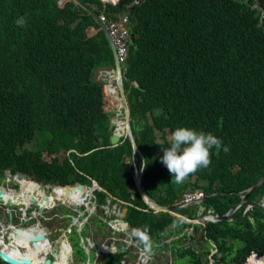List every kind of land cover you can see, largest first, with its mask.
Here are the masks:
<instances>
[{"label": "trees", "instance_id": "trees-1", "mask_svg": "<svg viewBox=\"0 0 264 264\" xmlns=\"http://www.w3.org/2000/svg\"><path fill=\"white\" fill-rule=\"evenodd\" d=\"M84 1L106 21L126 13L135 36L124 88L136 145L149 161L142 174L146 192L168 205L192 189L208 194L219 183L229 190L257 181L264 173V0ZM58 2L0 0V179L6 169L25 173L28 178L15 177L23 189L19 200H30L27 196L38 187V204L43 190L35 181L88 186L94 179L106 190L94 191L97 210L103 211L110 196L121 201L131 229L148 225L152 240L174 223L184 226L175 216L154 213L139 196L133 165L140 170L142 158L133 154L127 137L110 144L113 115L105 110L102 82L93 78L98 65L113 63L109 45L84 9L71 0L63 7ZM20 17L24 26L16 24ZM122 127L118 122L116 132ZM177 127L212 133L222 141L219 149H211L209 167L182 184L161 162ZM234 165L240 169L232 172ZM57 188L66 197L77 192ZM83 200L80 196L75 204ZM210 201L218 212L229 208L216 204L219 196ZM90 221L98 219L92 215ZM73 248L84 260L77 237ZM178 253L186 257L189 249ZM66 256L61 248L56 264ZM117 259L110 255L107 264ZM0 264L8 263L0 259Z\"/></svg>", "mask_w": 264, "mask_h": 264}, {"label": "clouds", "instance_id": "clouds-1", "mask_svg": "<svg viewBox=\"0 0 264 264\" xmlns=\"http://www.w3.org/2000/svg\"><path fill=\"white\" fill-rule=\"evenodd\" d=\"M107 3H109V2H107ZM107 3H103V4L106 5ZM123 14H126V13H123ZM100 15L104 16L103 14H100ZM119 15H122V14H119ZM119 15H118V17H119ZM107 22H109V21H107ZM107 22L105 21L106 25H107ZM25 23L26 22H25V19L23 17H20L16 20V24L18 26H24ZM128 26H129V24H128ZM129 30H130V27H129ZM131 35L132 34L130 32V37L127 39L128 53H129V42H131ZM115 47H116V45H115ZM116 50H117V47H116ZM117 55H118V52H117ZM127 56H128V54H127ZM118 58H119V55H118ZM126 59H127V57H126ZM126 59L124 61H121L119 59V62L122 66V69L124 68L125 72H126V69H125ZM102 65H108V64H102ZM110 73H111L110 71H102L96 80L102 82V85H103V83H106V81H109L110 84H113V77L114 76L112 75V77H110ZM126 79H127V76H126ZM134 85H136L135 81H134ZM111 87L112 86L110 85V88ZM115 98H116V93H115V90H113L111 92V100H110L111 107H109L108 109H111L113 106H115L117 108V111L115 112V116H113L114 118L112 117L111 120H115L116 123L118 124V122L122 123V114H121V110L118 109L119 105H118L117 101L115 100ZM112 103H114V105H112ZM131 120H132V118H131ZM121 138H123V136ZM169 144H170L169 147L162 149L163 156L161 157V162L167 167L168 171L171 173L172 180L174 179V182L176 184H182L189 178V176L191 174L196 173L199 169L209 167V165L211 163V159H210L211 149L213 147L219 149L222 145V141L219 138H217L216 136H214L212 133H205L204 131H198L195 128H190V127H177L171 134V139L169 141ZM223 150L225 152H227L229 149L227 147H224ZM148 163H149V161L147 159H145L141 164L140 171H144V168L147 167ZM134 166H136V164H134L133 167ZM136 169H137V166H136ZM134 171H135V167H134ZM134 171H133V176H134ZM137 172H139L138 169H137ZM9 173H10V171H9ZM19 173H21V172H19ZM16 174L17 173L11 174L6 179L4 178V175H3V177L0 179V181L2 179L5 180V182L0 183V185L6 190V193H9L11 191L12 192L17 191L16 187H15V190L13 189V186H15L14 184H13V186L10 185L13 178L16 177L15 176ZM17 178H19V177H17ZM26 178H28V177H26ZM30 180H32V179H30ZM32 181H34V180H32ZM35 182L38 183L40 188H42V190H43L42 197L44 195L51 197V195L49 194L50 190H53V188H55L57 186H60V187L65 186V185H50V184L40 183L37 181H35ZM94 183L95 182H93V180H92L91 185L87 186L84 184V186L87 188H89V187L94 188L95 184H96V183L95 184ZM74 184H77V183H74ZM74 184H67V185H74ZM42 186L51 187V189L49 190V192H47L46 188H43ZM95 190H97V189H95ZM95 190L94 189L92 190L91 195H89V196L86 195V197H91L90 201L87 202L85 200L86 203L82 204V205L86 206L87 209H89L92 201L95 202V205H93V208L96 207V201L94 200V198H95L94 191ZM188 192H191V193L192 192H202L201 197L195 198L198 200L201 199L204 196V194H206L200 189H195L194 191H185L183 193L182 197L178 201H176V202L183 204V206H184L182 208L183 210L188 209L190 207H193V206L185 207L187 202L182 200V199H184L183 198L184 194H186ZM86 197L82 196V198H84V199ZM51 199H52V197H51ZM112 199L113 198L110 196V198H108L106 200V204L102 206V209L106 215L103 219H101V215H100V213H102L103 211H98L95 213H93V211H90L89 218L87 219V222L84 225L85 227L87 225V228L85 230V234H83V231H82L83 226L80 225L79 217H74V219H75V223L73 224L74 225V232L72 230V226H67V227L64 226L61 228V229L65 228L68 232H71L74 235V238L77 237L79 239L80 246L83 247V249L86 248L87 253H85V255L88 254L87 259L82 260V257H81L80 260H78L77 256H79V254L75 251L72 244H70V242L68 241V238H65V237H61L60 244H59V250L54 249L52 247L51 243H49L50 247L56 252V254H58L60 252L63 245L66 243V244H68V246L70 248L69 257L74 252L75 258L79 262L78 264H90L91 260H93L94 264H107L109 256L115 255V254L118 255V259L114 261L116 264H130V263H132V261L136 257H137L136 264H139L141 261H142V264H181L182 260L185 261L186 264H187V262H189V258H187V256L181 257L178 252H175V249L178 250V249H180L179 246H181V245H178L176 243H179L180 238L182 236H184L186 233L185 230L181 231V229L188 226V225L199 224L198 221H192L191 220L188 223H186L185 219L177 217V218L182 220V222L185 224L184 226L179 224V223H174L171 227L166 228L164 231L156 234L155 238L152 240L150 235H149L150 228L148 225H144L142 227H137V228L131 229V227L129 226V223H128V226H125L122 224L121 221H127L125 218L126 214L123 217V208L126 206H123L122 205L123 203L121 201H112ZM195 199L188 201V202H192ZM56 200L57 199L53 200V203H54L53 206H49L48 202H46L47 206L43 209V212L54 207ZM60 202L64 204V202H62V201H60ZM80 205H78V206H80ZM124 205H126V204H124ZM96 210H97V208H96ZM0 211H3L4 216H5V219H3L1 214H0V240L4 241V243L6 245L10 246L11 248H14L13 246L10 245L11 240L7 239V235L11 234V235L15 236L13 228H15L19 224H21V217L23 219L24 216L21 214V210L18 207L12 206L11 207V213H12V220L14 222H13V224H11V223H8L7 208L5 206H3L1 202H0ZM72 211L76 213L77 211H79V207H77V208L74 207L72 209ZM202 211H203V204H202V209H200V216L203 217V219H202V224H203L204 218H206V215L202 214ZM43 212L40 213L39 209L35 208L34 213L30 215L31 220H30L28 228L21 231V233L26 235L27 233L30 234L31 231H33V228H35V229L36 228L37 229L38 228H44V227H41V223H40V219L42 218ZM197 212H198V208H197L196 213ZM57 215L58 214L56 213L55 216H57ZM92 215H95L97 217L98 221L94 222V223H96L95 225L89 226L88 224L91 222L90 219L92 218ZM183 215H185V214H183ZM36 216H37V218L35 219ZM172 216H174V215H172ZM186 217H188V216H186ZM67 219H70V217L65 218V220H67ZM77 220H78V222H76ZM202 224H199V225H202ZM179 226H180V228H178ZM46 232H50V230L49 229L46 230L45 234H46ZM173 232H174V234L172 235L173 239H171L174 241V244L173 245L171 244L173 246V248L168 253L162 254L161 248L166 247L167 242L165 240ZM96 234L97 235L99 234L98 239H96L94 237V235H96ZM46 238H47V234H46ZM161 240H162V243H161ZM122 246L124 247V250L121 249ZM131 247L136 248V256L134 259L126 260L125 257L127 256V250L129 249V251H131V249H130ZM21 248H23L24 250H22ZM103 248L112 249V250H109V252L107 254V258H105V256H104ZM18 249L22 250V253L26 252V249L24 247L20 246ZM185 249H188V248H185ZM180 250H182V249H180ZM175 255H177L179 257L178 262H175L172 259V257ZM214 256H216V254ZM224 257H225V255L222 256V258H224ZM68 259H67V264H68ZM218 259L220 261L219 255L217 256V260Z\"/></svg>", "mask_w": 264, "mask_h": 264}, {"label": "water", "instance_id": "water-1", "mask_svg": "<svg viewBox=\"0 0 264 264\" xmlns=\"http://www.w3.org/2000/svg\"><path fill=\"white\" fill-rule=\"evenodd\" d=\"M73 1L75 4H77L78 6H80L82 9H84L92 18L93 20L96 22V24L98 25L99 29L102 31V33L104 34V37L109 45V48L111 50L112 53V57H113V64H108V65H99L96 67V70L94 72L93 78L96 80L99 76V74L102 71H110V77H113V84H110L109 81H106V83H103L102 85V93H103V99H104V104L106 108L111 107L110 104V100H111V92L113 90H115L116 93V98L115 100L117 101L119 107L118 109L121 110V114H122V124L123 127L121 128V133L116 132V126L117 123L115 120H111L110 124H109V129L112 130V133L110 135L109 138V142L112 146H115L119 141L120 138L123 136V138L127 137L132 145V152L134 153H138L140 155V157L142 158V161H144V157L143 154L141 153V151L139 150L138 146L136 145L133 133H132V129H131V114H130V108H129V104H128V100H127V93L125 92V88H124V79H126V72L124 71V68L122 69V66L119 62V58L117 55V50L115 47V44L113 42V39L108 31L107 25L105 23V21L102 20L101 15L97 12V10L95 9V7H93L92 5L88 4L87 2H85L84 0H71ZM103 3H111V4H116L119 0H100ZM67 2V0H59L58 4L60 7H63L65 5V3ZM95 30H91L88 33V36H91L92 34H94ZM135 36L132 34L131 35V42H134ZM110 85L112 86L110 88ZM121 136V137H120ZM135 167V171H134V176H133V183L134 186L139 194V196L141 197V199L145 202V204L147 205V208L152 210L154 213H168L171 215H174L176 217H180L182 219L186 220V223H188L189 221H198L199 224H202V219L203 217L200 216V209L202 208V204H203V199L205 197H202L201 199H195L192 202H187L185 207H189V206H194V205H198V212L196 213V218L192 219V218H188L185 215H183L182 213L179 212L180 209H182L184 206L183 204L176 202V203H172V204H168V205H163L158 203L155 199H153L145 190L143 183H142V174L143 171L137 172L136 166ZM11 174L9 173V170L6 169L5 170V174H4V178L6 179L7 177H9ZM16 177L19 178H26L27 175L25 173H17L15 175ZM264 180V173L260 176V178L257 180V182L255 184H253L250 189L253 190L255 189L262 181ZM14 185L19 184L18 180L14 177L12 180ZM93 182H95V187H85L83 183H77L74 185H65L63 187L57 186L59 188H63L64 190V194H67L70 190L72 189H76L78 191L81 192V195L83 197H86V190L88 189L89 192L92 194V190L97 189L100 191H106L103 187H101L100 185L97 184V182L93 179ZM13 189L15 190V186H13ZM20 190V187H19ZM6 193V190L0 185V202L2 203L3 206H5L7 208V212H8V223L13 224V220H12V213H11V207L12 206H16L21 210V214L24 216L23 219L21 217V224H19V227H15L13 228L14 231V235L8 234L7 235V239H10V245L13 246L14 248H19L21 245H19L17 243V240L20 239L19 237L22 236L24 237V240H27L28 246L29 248H26V246H23L26 249V252L22 253V254H18V255H13L12 253H8L7 248H9L10 246L6 245L4 243V241L0 240V259L8 264H56V259L58 254H56V252L50 247L48 239L46 238V227L44 228H33V231H31L30 234L25 235L23 233H21V231L25 230L26 228H28L31 217L30 215L34 213L35 208H38L40 213L43 212V209L47 206L46 202H48L49 206H53V200L51 199V197L44 195L42 197L43 203L42 204H38L37 202V198L34 195L30 196V201L29 204L26 206L23 202H14L10 197H8L7 199L4 197ZM49 194L52 196L55 194L54 190H50ZM259 200V199H258ZM257 201L252 202L253 205L256 209L261 210L264 212L262 205ZM240 203H238L239 205ZM243 205L245 203H242ZM73 208H77L79 207L78 204L75 203H71L70 204ZM236 205L234 207H232L230 209V212L233 210V208H235ZM74 211V210H73ZM127 211V208L124 207L123 208V217L125 216ZM229 213L224 214L222 216L218 215V214H213L212 218L213 221H219L221 218L222 219H227ZM123 225L128 226V222L127 221H121ZM49 245V246H47ZM11 248V247H10ZM13 249V248H12ZM122 250H124V247H121ZM104 250V256L105 258H107V254L109 252V250H112L110 248H103ZM42 257V258H41ZM142 264V261L139 263Z\"/></svg>", "mask_w": 264, "mask_h": 264}, {"label": "flooded vegetation", "instance_id": "flooded-vegetation-1", "mask_svg": "<svg viewBox=\"0 0 264 264\" xmlns=\"http://www.w3.org/2000/svg\"><path fill=\"white\" fill-rule=\"evenodd\" d=\"M112 105H114V103H112ZM229 169L234 172L240 169V167L234 165L229 166ZM256 182L257 181L243 189L233 188L229 190H221L219 188L221 184L216 183L217 185H212L213 192L204 194L203 197L205 198L203 199L202 214H205L206 218H204L203 224H192L182 228L181 231L185 230L186 233L180 238V242L176 243L181 245L179 246L180 249H189L187 258L190 259V262H187V264H255V261L257 264H264V259H261L264 257V251H260L261 246L264 245V212L252 206V202L259 199L258 202L262 205L264 210V180L255 189L251 190L250 187ZM36 184L39 186L38 183ZM10 193L12 194V191ZM5 195H7V193H5ZM5 195L4 197H6ZM216 196H219L220 200L216 204L229 205V208L223 213L216 211L215 205L210 201L211 197ZM28 197H30V195H28L27 198ZM28 201L26 199V201L20 202H23L27 206ZM238 203L240 204L238 205ZM242 203L245 204L243 205ZM235 205L236 207L230 212V209ZM196 211L197 209L194 212L186 211L185 215L194 219L196 217ZM227 213H229V218H221L219 221H213V214L222 216ZM50 216V212L45 211V215L42 214V218L45 220H48ZM76 222H78V220ZM211 225L219 226L212 227ZM178 228H180V226ZM46 230H48V228ZM48 233L50 232H46L47 236ZM55 233L56 232H54V235ZM70 234L72 233L63 228L61 229L60 237L67 236L68 241L73 246L75 238L74 235ZM215 236L219 238L217 239ZM130 249L131 251H129V249L127 250L126 260L134 259L136 256V248L131 247ZM56 250H59V247H57ZM178 250L175 249V252H178ZM84 251L87 253L86 248H84ZM215 254L216 256H214ZM218 255L220 261L219 259L217 260ZM223 255H225V257L221 260ZM77 257L78 260H80L81 257ZM87 258L88 254L85 255V259ZM172 259L175 262L179 261L177 255L173 256ZM136 262L137 257L130 264H136ZM78 263L79 262L75 260L73 264Z\"/></svg>", "mask_w": 264, "mask_h": 264}, {"label": "rangeland", "instance_id": "rangeland-1", "mask_svg": "<svg viewBox=\"0 0 264 264\" xmlns=\"http://www.w3.org/2000/svg\"><path fill=\"white\" fill-rule=\"evenodd\" d=\"M105 110H109L111 112V114L113 116H115V112L117 111V108L115 106H113L111 109L106 108ZM33 146H35V144H33ZM62 157H63V155H60V158H62ZM2 182H5V180L2 179L0 181V183H2ZM10 185L13 186V183L11 182ZM15 187H16L17 191H19V187H20L19 184L15 185ZM42 187L46 188L47 192H49V190L51 189V187H45V186H42ZM194 190L195 189H192L191 191H194ZM20 195H21V193H15V192H12V194H11L12 197H14L15 199H18V200L20 198ZM52 197L54 199H57L55 197V194L52 195ZM93 205H95L94 201H92L89 209H87L86 206L81 204L79 206V211H77L75 213L72 211L73 208L70 204H68V203L63 204L57 199L55 201V206L50 208L49 211H46V212H50V215H51L50 219L45 220L44 218H41L40 223H41V227H47L50 230V233H48L47 238H48V241H50V243L54 249L59 247L60 240H61L60 235H61V228L62 227L72 226V230L74 232V225H73L75 223L74 217H79L80 225L83 226L82 227L83 234H85L86 227L84 225L86 224L87 219L89 218L90 211H93V213L98 212V210H96V207L93 208ZM197 208H198V206L194 205L193 207L185 209V211L194 212ZM56 213L58 214L57 216H55ZM43 215H45V212H43ZM100 215H101V219H103L106 216L104 211L102 213H100ZM67 217H70L69 221L65 220V218H67ZM36 218H37V216L35 217V219ZM54 232H56L55 235H54ZM70 235H73V234H70ZM98 237H99V234H98ZM65 238H67V236H65ZM21 249L24 250L23 248H21ZM75 260H76V258H75V254L73 252L72 255L68 259V264H73L75 262ZM90 264H94L93 260L90 261ZM181 264H186V262L182 260Z\"/></svg>", "mask_w": 264, "mask_h": 264}, {"label": "built area", "instance_id": "built-area-1", "mask_svg": "<svg viewBox=\"0 0 264 264\" xmlns=\"http://www.w3.org/2000/svg\"><path fill=\"white\" fill-rule=\"evenodd\" d=\"M101 18L106 21L104 16ZM107 22V21H106ZM107 27L113 41L117 47V52L119 59L124 61L128 54V44L127 39L130 37V30L128 26V17L126 14L119 15L118 19L107 22ZM202 196V192H188L184 194V201L188 202L195 198ZM91 197H86L81 204H85L86 201L89 202ZM86 200V201H85ZM183 202V201H182Z\"/></svg>", "mask_w": 264, "mask_h": 264}, {"label": "bare ground", "instance_id": "bare-ground-1", "mask_svg": "<svg viewBox=\"0 0 264 264\" xmlns=\"http://www.w3.org/2000/svg\"><path fill=\"white\" fill-rule=\"evenodd\" d=\"M19 186H20V185H19ZM22 190H23V189H22V187L20 186V190H19V191H16L15 193H21ZM37 190H38V187H37V189H34V191L32 192L34 196H35V194L37 193ZM53 190H54V192H55V197H56L58 200H60V201H62V202H64V203H68V204H71V202H72V203H75L76 200L81 196V192L78 191V190H77V192L74 194V196H72V197H66V196H64L61 192L58 191V188H57V187L53 188ZM86 191H87V195H88V196L91 195V193L89 192L88 189H87ZM9 193H10V192H9ZM9 193H7V195H5V196H6V197H5L6 199H7L8 197H10L14 202H16V203L20 202V200H17V199H15L14 197L10 196ZM32 193H31V195H32ZM56 194H59V195H60V198L57 197ZM51 197H52V196H51ZM52 199L54 200L53 197H52ZM29 201H30V200H29ZM29 201H28L27 204H29ZM37 202H38V200H37ZM41 204H42V203H41ZM27 235H28V234H27ZM19 238H20V239L17 240V243H18L19 245H21L22 247H23V246H26V248H29L28 243H27V240H23L22 238H24V237H22V236H20ZM62 248H63V249L65 250V252L67 253V256L65 257V262H64L63 264H67V259L69 258V254H70V248H69L68 244H66V243L63 245ZM8 253H10V252H8ZM12 254H13V255H18L19 253H12ZM57 259H58V256H57ZM57 259H56V260H57Z\"/></svg>", "mask_w": 264, "mask_h": 264}, {"label": "crops", "instance_id": "crops-1", "mask_svg": "<svg viewBox=\"0 0 264 264\" xmlns=\"http://www.w3.org/2000/svg\"><path fill=\"white\" fill-rule=\"evenodd\" d=\"M0 214H1L2 218L5 219L4 212L3 211H0ZM95 224L96 223H94V222H90L88 225L91 226V225H95ZM173 234H174V232L171 235H169L168 238L165 240L167 242V244H166V247L165 248H161V253L162 254L168 253L169 251L172 250V248H173L172 245L174 244V242L171 239H173V236H172ZM94 237L96 239L99 238L97 234L94 235Z\"/></svg>", "mask_w": 264, "mask_h": 264}]
</instances>
